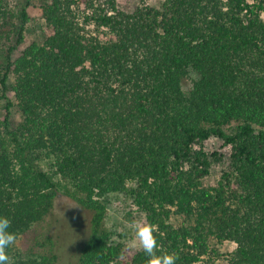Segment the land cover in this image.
<instances>
[{
  "label": "trees",
  "instance_id": "16d2710c",
  "mask_svg": "<svg viewBox=\"0 0 264 264\" xmlns=\"http://www.w3.org/2000/svg\"><path fill=\"white\" fill-rule=\"evenodd\" d=\"M212 138L231 148L216 184L206 182L222 159L204 150ZM115 194L176 264H212L224 243L235 245L224 264H264V0H165L131 13L117 0H0L9 264H57L61 195L89 214L74 264H150L103 228Z\"/></svg>",
  "mask_w": 264,
  "mask_h": 264
},
{
  "label": "rangeland",
  "instance_id": "374dc122",
  "mask_svg": "<svg viewBox=\"0 0 264 264\" xmlns=\"http://www.w3.org/2000/svg\"><path fill=\"white\" fill-rule=\"evenodd\" d=\"M164 2L165 0H145L143 2L141 0H117L119 8L128 13L135 11L142 3L146 6L160 9ZM39 7L40 4L36 2L34 8L31 10L32 22L30 30L33 26H38L36 21L39 19ZM31 34L29 32L26 44L30 42ZM24 48L25 46H22L17 55ZM186 85L188 86L189 84ZM20 122L21 117L17 110L14 109L11 115L12 127L16 128ZM203 147L209 155L216 153L222 157L219 163L213 165L210 176L206 180L208 184H216L221 173L228 167L231 148L226 146L221 140L215 138L204 142ZM105 201L107 203V213L103 221V228L112 234L113 239L120 240L129 248L140 247L135 237L134 225L142 224L143 217L133 208L130 199L124 195L115 194L107 197ZM54 213L57 220L55 234L59 248L57 264H74L77 250L87 234L89 214L75 200L66 195H61L55 201ZM217 248L222 257L216 259L212 264H224V256L232 253L235 245L224 243L217 246Z\"/></svg>",
  "mask_w": 264,
  "mask_h": 264
},
{
  "label": "clouds",
  "instance_id": "9594fccd",
  "mask_svg": "<svg viewBox=\"0 0 264 264\" xmlns=\"http://www.w3.org/2000/svg\"><path fill=\"white\" fill-rule=\"evenodd\" d=\"M10 224L6 216L0 215V264H9L7 250L15 243V233L10 230ZM134 231L144 254L150 258V264H176L178 257L175 254H156L158 246L152 224H135Z\"/></svg>",
  "mask_w": 264,
  "mask_h": 264
}]
</instances>
